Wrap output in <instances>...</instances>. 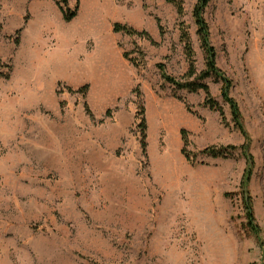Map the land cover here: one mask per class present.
Masks as SVG:
<instances>
[{
  "label": "rangeland",
  "instance_id": "rangeland-1",
  "mask_svg": "<svg viewBox=\"0 0 264 264\" xmlns=\"http://www.w3.org/2000/svg\"><path fill=\"white\" fill-rule=\"evenodd\" d=\"M182 2L178 17L165 0H68L66 23L52 0H0V264H264V0H210L204 13L250 138L258 239L245 227L244 158L198 155L244 143L220 84L206 80L225 124L156 68L185 74L183 22L204 69L197 0ZM138 51L135 68L123 53L140 63Z\"/></svg>",
  "mask_w": 264,
  "mask_h": 264
},
{
  "label": "trees",
  "instance_id": "trees-1",
  "mask_svg": "<svg viewBox=\"0 0 264 264\" xmlns=\"http://www.w3.org/2000/svg\"><path fill=\"white\" fill-rule=\"evenodd\" d=\"M59 11L62 14L63 21L66 23L71 22L77 15V10H71L68 7V0H52ZM167 4H170L174 7L178 17L183 16V2L182 0H165ZM210 0H197L196 4L192 9V20L196 28L197 40L199 42L200 48L204 55V69L199 73L195 67V54L192 48V43L190 36L187 31V27L183 22L178 24L179 30V42L182 44V51L187 62V70L185 74L179 78H173L166 74L165 65L157 64L156 68L159 72V75L162 81L165 84H169L173 87L174 91H186L190 94H197L202 92L204 94V102L202 107H205L211 111L218 113L221 118V122L225 124V117L223 113V108L219 105L217 101L211 98L210 90L206 84V80L212 79L213 82L220 84V96L222 101L227 104L231 122L234 125V128L243 136L244 143L239 147H227V148H206L203 151L199 152L198 155H203L210 158H229L233 151H238L239 154L244 158L246 168L244 170L243 179L240 187V196L242 208L245 216V227L247 230L256 238H259L260 229L255 223V216L253 211L252 197L248 191V184L252 175L254 168V159L250 153V138L248 137L247 132L245 131L242 116L240 114L237 103L231 98L230 90L232 88V81L225 76V74L217 67L216 64V53L215 49L210 43V33L208 24L204 18L205 9L208 6ZM159 24V22H158ZM159 30L161 27L159 25ZM114 33H121L129 37H145L147 40L151 41L149 35L146 32H139L125 24L116 23L113 26ZM141 57L140 63H137L135 60L128 59L127 53H123V58L128 60L135 68L144 66V55L142 52L138 51ZM1 76V75H0ZM5 79H8V75L2 76ZM86 88V87H84ZM83 88V89H84ZM80 92V91H79ZM85 108L88 111L87 106ZM186 109L191 112L190 107L186 106ZM144 110L140 107V120L138 127L141 132V141L140 146L143 151L146 148V124L144 119ZM92 118V116H90ZM182 140L184 147L187 146V138L185 137V131H181ZM183 147V148H184ZM182 153L184 154L183 150Z\"/></svg>",
  "mask_w": 264,
  "mask_h": 264
}]
</instances>
